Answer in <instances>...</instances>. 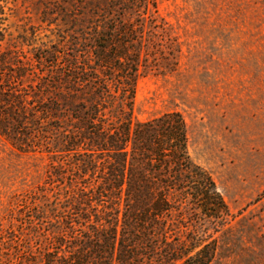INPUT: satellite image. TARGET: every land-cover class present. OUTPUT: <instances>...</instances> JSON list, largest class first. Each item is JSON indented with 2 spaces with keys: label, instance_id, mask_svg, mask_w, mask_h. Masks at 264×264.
<instances>
[{
  "label": "rangeland",
  "instance_id": "rangeland-1",
  "mask_svg": "<svg viewBox=\"0 0 264 264\" xmlns=\"http://www.w3.org/2000/svg\"><path fill=\"white\" fill-rule=\"evenodd\" d=\"M6 25L2 52L23 72L8 77L18 95L4 114L9 137L0 129V264H62L104 223L82 157L66 149L70 109L95 93L75 72L98 76L112 121L185 120L191 160L229 215L207 217L175 193L171 240L211 243L210 264H264V0H18ZM104 27L128 32L132 78L93 70Z\"/></svg>",
  "mask_w": 264,
  "mask_h": 264
},
{
  "label": "trees",
  "instance_id": "trees-1",
  "mask_svg": "<svg viewBox=\"0 0 264 264\" xmlns=\"http://www.w3.org/2000/svg\"><path fill=\"white\" fill-rule=\"evenodd\" d=\"M17 2L0 0V129L8 137L4 114L14 108L13 99H18L8 77H16L11 73L23 72V68L15 69L9 52H2V47L9 36L6 23ZM112 10L107 5L102 11L111 14ZM95 34L104 45L96 54L95 73L121 71L132 78L136 61L126 52L130 45L125 42L128 32L104 27L97 28ZM14 61L16 65L20 63L16 58ZM74 75L90 84L95 93L90 103L78 102L70 109L66 149L82 157L77 160L78 168L84 178L89 176L94 181L92 196L87 200L90 207L103 201L104 223L98 217L85 245L61 258L62 264H210L215 256L211 243L204 244L190 234L186 239L171 240L168 231L167 217L174 208L171 197L175 193L182 199L189 197L207 217L220 219L229 215V207L211 175L191 160L183 117L169 113L135 126L126 118L112 121L105 112L108 100L96 91L100 87L96 83L98 76ZM131 97L132 88L127 99ZM124 105L132 110L131 101ZM109 201L110 205H105Z\"/></svg>",
  "mask_w": 264,
  "mask_h": 264
}]
</instances>
